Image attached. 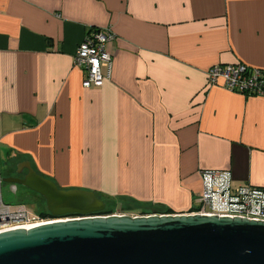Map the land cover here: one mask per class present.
Listing matches in <instances>:
<instances>
[{"label": "crops", "instance_id": "obj_1", "mask_svg": "<svg viewBox=\"0 0 264 264\" xmlns=\"http://www.w3.org/2000/svg\"><path fill=\"white\" fill-rule=\"evenodd\" d=\"M104 28L111 67L85 89L73 58ZM234 64L264 71V0H0V165L171 215L200 171L264 188V98L207 81Z\"/></svg>", "mask_w": 264, "mask_h": 264}, {"label": "water", "instance_id": "obj_2", "mask_svg": "<svg viewBox=\"0 0 264 264\" xmlns=\"http://www.w3.org/2000/svg\"><path fill=\"white\" fill-rule=\"evenodd\" d=\"M20 185L39 195L52 219L0 234V264H264V222L186 214L100 215L94 192L60 189L28 161ZM76 216V217H72Z\"/></svg>", "mask_w": 264, "mask_h": 264}, {"label": "built area", "instance_id": "obj_3", "mask_svg": "<svg viewBox=\"0 0 264 264\" xmlns=\"http://www.w3.org/2000/svg\"><path fill=\"white\" fill-rule=\"evenodd\" d=\"M114 38L111 28L92 29L78 45L73 66L84 73L83 88L98 89L102 86L105 79L102 70L109 71L112 60L107 44ZM206 76L209 86H221L230 92L264 98V71L260 69L243 64L214 65L207 70ZM199 176L201 190L195 206L186 215L264 222V188L235 185L231 174L226 171L205 170L200 171ZM48 220L51 219L30 212L24 204H5L0 197V234L18 229L29 230L45 225Z\"/></svg>", "mask_w": 264, "mask_h": 264}, {"label": "rangeland", "instance_id": "obj_4", "mask_svg": "<svg viewBox=\"0 0 264 264\" xmlns=\"http://www.w3.org/2000/svg\"><path fill=\"white\" fill-rule=\"evenodd\" d=\"M2 170L9 169V166L6 163L1 164ZM0 197L3 203L5 204H17L21 203L27 206L30 212L34 213L35 215H39V212H46L45 205L43 204L42 200L38 198L36 195L30 192H22L21 195L18 197L14 194L10 189L5 185L0 187ZM109 207L113 208L114 213H126L128 215H136L137 208L131 206L129 203L116 202L113 203L112 201L107 203ZM40 217V216H39ZM44 219H52V218H44Z\"/></svg>", "mask_w": 264, "mask_h": 264}, {"label": "trees", "instance_id": "obj_5", "mask_svg": "<svg viewBox=\"0 0 264 264\" xmlns=\"http://www.w3.org/2000/svg\"><path fill=\"white\" fill-rule=\"evenodd\" d=\"M99 198L101 200H103V202L106 205L105 210L102 213H100V215H111V214L114 213L113 212V208L112 207H109L108 204H107L109 201L110 202L112 201L113 203L121 202V204H123V203H129L131 206H134V207L137 208V212L138 213L136 215H151V214H166V215H168V214H172L171 211H169V210H163V209H160L159 207H154L153 208L152 206H150L148 204L138 203V202H136L134 200H131V199H121L119 201H116V200H112V199L111 200H106V199L101 198V197H99ZM17 204H21V203H18L17 202ZM38 216H40L41 218H46V217L51 218L48 215L47 211L46 212L45 211L44 212H39V215ZM72 217H76V216H72Z\"/></svg>", "mask_w": 264, "mask_h": 264}, {"label": "flooded vegetation", "instance_id": "obj_6", "mask_svg": "<svg viewBox=\"0 0 264 264\" xmlns=\"http://www.w3.org/2000/svg\"><path fill=\"white\" fill-rule=\"evenodd\" d=\"M25 175V172H22L20 174L17 173V165H14L13 167H11L10 169H8V171L3 175L4 177H10V178H15V179H22ZM10 191H12L14 194H16V196H20L22 192H30L34 195H36L38 198H40L43 202V204L45 205L44 200L37 194L29 191L28 189L20 186V185H6ZM46 209V208H45ZM44 212V211H43Z\"/></svg>", "mask_w": 264, "mask_h": 264}, {"label": "bare ground", "instance_id": "obj_7", "mask_svg": "<svg viewBox=\"0 0 264 264\" xmlns=\"http://www.w3.org/2000/svg\"><path fill=\"white\" fill-rule=\"evenodd\" d=\"M58 220H53V219H51V220H48V222H46V224H48V223H54V222H57Z\"/></svg>", "mask_w": 264, "mask_h": 264}]
</instances>
